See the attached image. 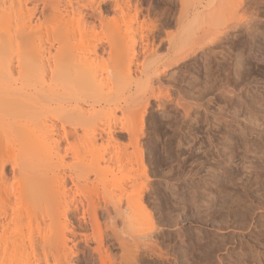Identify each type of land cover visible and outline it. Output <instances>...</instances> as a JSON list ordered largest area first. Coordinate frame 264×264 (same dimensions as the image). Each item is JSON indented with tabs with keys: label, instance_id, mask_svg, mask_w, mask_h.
Returning a JSON list of instances; mask_svg holds the SVG:
<instances>
[{
	"label": "rangeland",
	"instance_id": "rangeland-1",
	"mask_svg": "<svg viewBox=\"0 0 264 264\" xmlns=\"http://www.w3.org/2000/svg\"><path fill=\"white\" fill-rule=\"evenodd\" d=\"M134 1L139 2V5L143 9L140 18L143 23L141 26L135 24L132 27V32L127 33L126 26L121 21L119 34L125 38L124 42L120 40L122 47L127 46L126 41L128 43L131 42L129 36H134L136 41L135 47L139 51H137L136 58L132 59L129 57L115 65L116 67L113 70L114 75L129 70L133 77L131 76L132 81L128 79V84H125V87L121 85L117 91H114L115 88L112 90V95L116 93L115 96L113 95V102L124 103V100L128 99L129 103H136L137 108H142V105H140L142 103L141 101L145 102L150 98V104L146 107L142 118L141 115L144 108L139 109L138 112H134L133 110V112L128 110L127 112L124 111L125 109L117 108L115 115L113 112L111 113V115L113 114L112 117L110 115L108 116L111 119L96 115L98 119L102 118V120L101 123L99 120V123L95 125L97 128L98 126L102 128V123H106L109 119V122L117 125V127L123 124H130L135 128L140 127L141 129L139 135L141 136L140 140L142 142L139 141V144L134 146L137 149L143 147L146 173L145 175L135 174L137 177L134 175L132 177L133 181L131 179L127 181L129 183L125 182L129 184V187L125 184L128 189L125 188L124 192H126H123L125 194L123 199H126V196L130 195L131 189L132 193L134 192L135 194L139 191L136 195L140 192L146 195L143 198V204L146 207L142 204L146 209L140 211L139 208H141V205L138 210H135V208L134 211L137 213L140 212V216L145 217V219H141L143 222L149 221L147 220L149 218L153 222V226L155 225V228L157 227V231L155 232L160 236L156 239L157 241L159 240L157 242L159 244L158 249L161 250L160 252H166L164 255L170 257L169 259L173 261L169 260L171 264H174L175 255L179 257L184 256L180 258L182 264H264V0H225L226 3H223L222 0H213V2L215 1L214 6L212 4L209 5L210 0H186L188 3H191L189 21L193 20V16L197 12L200 13L199 10L201 12L214 11L212 9L214 7H220L221 5H218L222 2L221 7H225V12L223 11V14L219 10L222 13H218L220 15L223 14V16L221 15L223 18L220 21L217 20L213 28L216 29L215 25L218 23V29L216 30L220 31L221 29L229 33L223 32L224 36L221 34L224 37V39H221L223 42L220 40L221 43L220 41L216 42L219 45H212V48H216L217 51L215 55H212L209 53V50H212V48L209 49L211 45L205 39V29L208 28V26L205 27V21L203 20L204 22H202L205 16H200L201 13H197V16L199 15L201 19L200 21L197 19L199 22L194 20L196 22L194 23L195 26L193 24V26L191 25L193 29L188 37H192L189 39L191 44H188L191 49L187 46L188 41H185L184 44L186 43V48L190 49L191 53L194 49L197 50L196 48L199 46H204V49L198 48L199 51L194 53V50L193 55L190 53L188 57L181 61L178 60V63H175L167 71L166 75L160 77V82L154 78L155 80L153 79L151 83L153 85L145 83V78L153 72L151 71L152 68L143 76L139 75V69L142 68L141 61L143 62L149 56L146 53V49H143L145 47L141 46V39L144 37V42H146V37L150 36L151 42L153 39L152 36L156 33L155 37L157 36V38L154 37V40L151 42L152 44H150L151 46L155 44L153 47H157H155L156 53L153 52L155 53L153 54L151 50L153 55L148 53L150 54L148 59L152 58V56V59L156 60L173 58L174 49L173 46L171 47L170 42L166 41L169 39L167 34L171 32L174 34L181 33L180 30L183 29V22L179 14H182L185 4H182L181 0ZM182 2L185 1L183 0ZM206 4L209 6L206 7ZM18 7V0H0V9L11 8L13 11L11 14L12 19L15 22L20 19V14L16 11ZM181 9L182 11H180ZM219 14L217 15L220 16ZM54 16L55 12L52 8L45 10V17L42 19V23L44 24L43 32L53 23H60L58 18ZM111 16L112 12H109L106 17L110 18ZM199 16L198 18H200ZM75 24L76 19L71 22L72 26ZM112 28L110 25L103 28L98 21L93 28L92 25H89L88 29H92L93 32L87 46L98 42L104 34L110 33ZM188 28L190 27L188 26ZM151 30H154V32L152 31L153 34L150 32ZM186 30L188 29L185 28ZM42 34L43 37L40 38V36L39 38L43 39L42 41H45V43L43 44L40 41L42 42L40 46L47 48L50 46L46 41L47 35L46 33ZM185 34L183 33V35ZM38 35L35 37L37 38ZM121 36L119 39H121ZM37 40L33 42H38ZM123 43L125 44L123 45ZM151 46L148 47L151 48ZM141 49H143L142 52L146 57L144 55L142 57L143 53L140 51ZM40 60L42 59L39 58V64L40 62H44V60ZM109 61L110 59L107 56L92 62L73 60L68 62V65L66 64L64 67L65 69L67 68V74L69 72V75L78 77V75H83L91 66H94L98 69L99 74L97 73V77L93 79V82L106 83L110 77L109 72L105 71L107 66H110ZM138 64L141 66H138ZM137 67L139 68L137 69ZM108 83L107 85L109 87L110 84ZM105 87L106 89L108 88L106 85ZM142 92L145 93L142 94ZM130 94L133 95L131 96ZM155 96H160L165 103L163 102L164 104L159 105ZM179 98H182L184 105L191 110L188 117L185 116L183 106L178 105ZM94 100L89 104H82L86 112L80 115L77 114L75 115L76 117H71L66 123V129L76 127L77 134H66L64 130L59 131L62 138L61 153L62 155H66L64 158L66 168L63 170L67 174H75L74 176H76L78 174L92 172L91 170L93 168L96 169L98 167L96 166L98 160L102 164L101 166H104V164L107 165L105 161L109 158L110 149L107 151L109 152L108 154L104 151L103 155V150H101L103 147L100 149V140L97 143L92 140L95 130H92V133L87 128H91L96 123L95 120L97 118H95L96 116L93 115L94 112L91 110V104L97 101L96 99ZM89 111H91L93 116H91L92 118L90 117L92 122L87 117L90 114ZM84 117H87L89 120L87 123L85 121L87 120L86 118L83 120V122L85 121V125L81 121ZM91 123L92 126H90ZM116 136L121 142L128 140L125 133H117ZM92 145H96L99 148L96 150V146L93 147ZM128 146L129 148L127 147L128 149L126 148V150L129 153L126 156L121 153L124 156V161L119 160L124 164L125 162L133 160L135 162L133 165L136 166L137 161L135 160L137 159L138 150H134L133 144ZM99 155L105 156V163H103L102 159H99ZM117 156L116 158L114 157L113 163H118L119 160L115 161V159L121 156ZM121 161H119V164L122 163ZM107 162L109 164V161ZM113 163L110 162L112 168L118 165L117 163L112 165ZM10 168L9 166V170ZM91 174L89 176L92 177L93 174ZM68 180L66 185L72 193L74 192L77 199L79 197L80 199H84L85 196L82 197L80 195L85 190L89 192L93 189L94 191L91 190L89 193L91 196L88 193L86 194V192L85 195L86 197H92L93 195L92 198H96L94 199L95 201L98 199L96 202L101 201L99 202V206L101 207L104 201L102 198L107 196L102 197V195H106V192L104 191L105 189H102L104 186L102 187L100 182H98L99 185L97 186V183L92 181V178L90 181L85 179L84 181L83 179L73 181L70 178ZM114 182L116 183V181ZM74 183H76V186ZM110 184L112 185V183ZM111 185L108 184L114 190L121 187L118 183L117 185L119 187L117 188V185H115L116 189ZM89 186L92 188L89 189ZM121 190L123 191L120 188L119 191ZM80 192L81 194H79ZM117 196L119 197L120 195ZM125 199L123 203H126ZM84 202L87 203V198L84 199ZM99 206L97 205L99 211L96 210V218L93 216L90 217L91 215L89 214L92 213L88 214L85 208H83L84 212L88 215L83 213V211L81 212V206L79 208L80 212L77 211V214L74 212V214L69 216L68 221H66L68 223H64V225L62 223L63 226L68 224L66 225L68 226L66 233L69 238L71 237L68 244L69 247L71 246L70 248L73 250V254L77 252L76 255L74 254L72 256L74 264H101L99 263L100 260H98V253L96 250L94 252L100 238L103 241V249L108 254H111V262L113 264L118 262V258L121 255L120 252H122L118 245L119 242L116 240L118 237L115 238V235H111L114 234L112 233L113 230L111 232L109 229L111 228L109 227V223L113 229L111 219L100 210L102 208ZM97 216H99V225L97 224ZM90 218L95 219V226L92 224L93 222H90ZM114 218L112 223L115 220ZM118 219L116 218V221ZM106 220H109V223ZM174 222L175 224L172 225ZM133 223L135 224L136 221ZM133 223L131 222L130 224L129 222V226L125 227L128 228ZM147 223L145 225L148 226L149 223ZM121 224L122 221L118 220L117 226L119 227L117 228H120L118 230L123 235L124 229L129 230L122 227L123 225ZM143 225L142 227H145ZM178 228H181V230L177 231ZM99 230H101L100 233ZM95 233L98 237L96 241L94 239L95 237H93ZM85 236L89 238V241H84ZM20 241L22 239L18 242ZM27 241L25 240L23 245L21 244V246L19 245L20 247L18 246L19 248L17 247L19 250L16 248L17 252L26 254L30 251V259L31 261H35L37 256L34 257L32 247L29 241ZM9 247L14 252L15 248L11 245ZM10 248L6 250L8 254L5 251L2 252L0 264H7L9 263L7 261L10 257L11 259L13 258V255H9L11 253L14 254L12 251L10 252ZM172 254L173 256H171ZM185 254L189 255L187 259ZM4 257L8 258V260H5ZM188 258L190 261H188ZM145 260L148 261L144 257L143 261ZM107 263L110 262L107 261ZM147 263L151 264V262ZM143 264L146 263L143 262ZM152 264H155V262H152Z\"/></svg>",
	"mask_w": 264,
	"mask_h": 264
},
{
	"label": "bare ground",
	"instance_id": "bare-ground-1",
	"mask_svg": "<svg viewBox=\"0 0 264 264\" xmlns=\"http://www.w3.org/2000/svg\"><path fill=\"white\" fill-rule=\"evenodd\" d=\"M182 1L183 0H181V3L185 5H182L184 9L181 7L183 9V12L182 14L180 13L181 15L179 14V16L182 18L183 29L180 30L181 33L179 34H174L172 32L171 34L169 32L170 34H167L169 39L167 37L168 40H166L167 42H170L171 47L173 46V58L168 60H156L152 59V56V58H150L151 60L148 59L150 57V54L148 53H151V50L152 53L156 51V46L153 47L155 44L153 43V46L150 45L152 44L151 42L152 40H154L156 33L153 36L151 35L153 37L151 42L150 36L146 37V42H144V37H142L141 39V46L145 47L142 48L144 50L146 49V53L149 56H147L148 58L144 59L143 62L141 61L142 66L139 65L140 63L138 64V66L142 67L141 69H139V75L143 76L151 68L153 69H151V71H153L151 72L152 74L149 72L150 75L148 74L149 76L145 78V83L148 85H153L151 83L154 78H156V80L160 82V77L166 75L167 71L175 63H178V60L181 61L182 59L189 56V54L191 53V48L188 44L191 42L189 39L192 37H188L193 29L192 26L194 25V23H196L195 21H200V16H205V19H202V22L205 21V27L208 26V28L205 29V39L208 40L207 43L211 45L209 49L212 48V45L214 46L215 44H217L216 42L224 39L223 32H228L222 31L221 29V32L219 30H216L218 29V23L215 25L216 29L213 28L217 20L220 21L223 18L222 16L225 12V7L223 6L224 8H222L221 6L222 2L226 3L225 0H222L219 5L216 4L218 6L221 5L218 8H213L215 1H208L210 3L209 5H213L212 10L214 11L201 12V10H199L201 15L198 16L200 18H198L197 13L199 12H197L196 15L193 16V20L191 21H189L191 3L187 2L190 0H184L185 2ZM18 5L19 7L16 9V11L20 14V19L16 22L12 19L11 14L13 13V11L11 8L0 9V16H2L0 18V257L3 251L6 252V250H9V245H11L15 248V250L13 252L10 248V252L12 251L14 253L9 254L13 255L12 259L10 257V261L8 260V258L4 257L5 260H8L7 262H9L7 264H74L72 256L74 254L76 255L77 252H74L73 254V250L70 248L71 246L69 247L68 244V241L71 238H69L68 234L66 233V230L68 229V226L66 225L68 224H65V226L63 225L64 223H68L66 221H68L69 216L71 214H74V212L76 213L77 211H79V208L81 206V212L83 211V213H85L86 215L92 213L93 215L89 214L91 215L90 217L93 216L94 218H96V210H98L97 205L99 206V202L101 201L96 202L98 199L95 201L94 199L96 198L93 199V195L92 197H90V191H94L93 189H91L92 187L90 188V186L88 187L89 189H91L90 191L88 190L89 192L85 190L82 195H80L82 197H86L85 192L86 194L88 193V195H90L86 197V203L84 202V199H86L85 197L84 199H80V197L79 199H77L74 195V192L72 193V191L68 189V186L66 184L67 181H69V178L73 181H75L76 179H78L79 181L82 179L83 181L84 179L90 181L92 178V181L96 182L97 186L99 185L98 182H100V185L102 184V187L104 186L102 189H105L104 191L106 192V195L104 194L102 195V197H107H104L105 199L102 198V200L106 201H103L104 205L101 203L103 206L101 205V207H99L102 208L100 210L104 214L108 215V217L111 219L113 229L109 223L110 219L106 221L109 223V227H111L109 228L110 231L113 230V232H111L114 234L111 235H115V238L118 237L116 240L119 242L118 245L120 247V250H122V252H120L121 255L119 254L120 257L118 258V262L114 264H143V262L146 264H148L147 262H151V264L152 262H155V264H171L169 263V260H171L169 259L170 257L164 255L166 254V252H160L161 250L158 249L159 244L157 242L159 240L157 241L156 239L159 235L157 234V232H155L157 231V227L155 228V225L153 226V222L149 218L147 219V216L146 219L149 221L144 220L145 222H143V220L141 219H145V217L140 216L141 214H139V211V213L134 211L135 208V210H138V208L143 204V198L146 195L143 192H140L138 195H136L139 191L135 194L134 192L132 193L131 189L130 191L132 194L128 192L130 193V195H127L126 199H129H127V201L124 198L126 203H123V197H125L124 193L126 192H124V190L127 185L129 187V184H127L129 182L127 181L131 180L135 174L145 175L146 173V166L144 164V155L142 149L143 147H139L137 149L135 148L136 146H134L138 145L139 141H141V136L139 135V132L141 130L140 127L135 128L130 124H123L122 126L117 127V125L109 122V119L107 120V122V118L105 119L106 123H102V128H99V126L97 128L95 126L97 123H99V120L101 123L103 116L108 117L110 115V117H112L113 114L111 115V113L113 112L115 115V113L117 112H115V110L117 108H122L125 109L124 111L128 110L131 112H138L139 109L144 108L141 115L142 118L143 114L146 111V107H148L150 104V98H148L145 102L141 101L142 103H140L139 101L140 105H142V108H137V104L129 103L128 99H126L127 101L124 100V103L113 102V98L116 93L113 94L114 96L112 95V90L114 88V91H117L119 86L123 85V87H125V84H128V79L131 80V78L133 77L131 75L132 73L130 74L129 70L123 73H117L115 75L113 70L114 67H116L115 65L121 62L123 59L129 57H131L132 59L136 58L137 51H139L135 47L136 41L134 39V36H129V40L131 42L133 41L132 43L130 42L131 44L126 41L127 46L122 47L120 40H123L124 42L125 38L124 36H121L119 34L121 21L124 22L127 33L132 32V27L135 24H139L141 26V24L143 23V21H141L140 19L143 9L139 5V2L134 0H18ZM209 5L206 4V7ZM48 8L53 9V11L55 12L54 17L58 18L60 23H53L46 28V31L43 32L42 29L44 27V24L42 23V19L45 17V10ZM182 9L180 11H182ZM219 10L222 12L224 11L223 14H221L222 16L219 14L222 13ZM109 12H112V16L110 18L106 17L107 13ZM217 14H219L220 16H218ZM180 17L179 19H181ZM75 19L76 24L72 26L71 22ZM97 21L101 23L103 28L107 27L108 25L112 26L113 28L111 29L110 33L104 34L98 42H91L92 44L87 46L93 32L92 29H88V26L92 25L93 28L94 25L97 24ZM176 24L178 25V23ZM188 26L190 28H188ZM185 28H187L189 31H185ZM152 31L154 32V30H151L150 32L152 33ZM40 33H46V41L48 42V44H50L49 47L42 48V46H40L42 42L43 44L45 43V41H42L43 39H40L43 37V34L41 35ZM183 33H186L187 35H183ZM221 34L223 36H221ZM36 35H38L37 38L35 37ZM119 35L121 36V39H119ZM155 38H157V36ZM36 40L38 41L35 42L37 44L33 42ZM91 40L93 39L91 38ZM185 41H188L187 46L190 49L186 48V43L184 44ZM221 41L223 42V40ZM207 43H205V45H207ZM124 44L125 43H123V45ZM148 46H151V48ZM203 47H197V50L194 49L195 52L193 50L191 55L196 53V51H199L198 48L200 49ZM143 49H141L140 51L142 52ZM215 52L217 51L214 47L212 48V50H209V53H211L212 55H215ZM152 53L151 55L155 54L156 52L153 54ZM143 55L144 53L142 54V57ZM104 56H107L110 59V66H107L105 70L109 72L110 76L108 78L109 80L106 83L93 82V79L97 77V73L99 74L98 69L94 66L92 67L90 65L91 68L89 67L90 69L86 70L83 75H78V77H73L71 76V74L69 75V72L67 74V68L65 69L64 67L68 62L73 60L92 62L96 59L104 58ZM144 56L146 57V55ZM154 56L156 57V55ZM39 58L44 60V62H40L39 64ZM138 68L139 67H137V69ZM38 71L40 72V74ZM65 71L66 73H64ZM107 83L110 84V88L108 87ZM105 85L108 87L107 89ZM70 92L72 93L71 96ZM143 93L145 92H142V94ZM73 94L76 95L73 96ZM130 95L132 96L133 94ZM94 99H96L97 101L96 103L93 102L91 104V110L94 112L93 115H97L98 117L102 118L98 119L96 116L95 118H97V121L95 120L96 123L93 122L95 123L94 126H92V123L90 124V126H92L93 128H87L90 132H92V130H95L94 133L92 132V140L95 143L100 140V149L103 147V149H101L103 150L102 154L104 153V151L107 152L108 149H110V154L108 156L110 159H107V161H109V164L107 161H105V156H100L102 155L100 154L99 159H102L103 163L106 162L107 165L104 164V166H101L102 164H100L98 160L96 165L98 167H96V169L93 168L91 170L92 172H87L80 175L78 174L76 175V178V176H74L75 174H67L65 170H63L66 168L64 163V158L66 155H62L61 153L62 138L59 131L64 130L66 134H77V128L74 127L66 129V123L71 117L77 114L80 115L81 113H85L86 110L84 109L82 104H89ZM155 99L159 102V105L164 102V100H162L160 96H155ZM178 105L183 106L185 116L188 117L191 110L189 107L184 105V103L182 102V98H179ZM130 108L131 110H129ZM89 113L90 114H88L87 116L88 119L92 116L91 111H89ZM87 117H84V119H81V121L83 122V120H85V118L87 119ZM88 119L85 120L86 123L87 121H89ZM90 121L92 122V119ZM84 122L83 125H85ZM117 133H125L128 138V140L126 139L128 143L127 141H124L125 143L123 141L121 142L116 136ZM132 144L134 150H138L137 159L135 160L137 161L136 166L133 165L135 163L133 160L125 162V164L121 161H124L123 157L126 156L127 153H129L127 152L126 148H129L128 145ZM96 145L92 146L95 147ZM97 148L99 147L96 146V150ZM122 151L126 153H123ZM109 152H107V154ZM121 153L122 155H125L122 156ZM117 155L119 157L121 156L120 158L115 159V161L121 159L119 160L122 162L121 164H119V161L118 163L115 162L119 166L115 165V163L112 162L114 161V157L116 158ZM110 162L113 163L112 165H115L116 167L112 168L110 166ZM127 163L129 166L127 165ZM9 166L11 167L10 170ZM133 166H135V168H133ZM90 173L93 174H91L92 177L89 176ZM135 176L137 177V175ZM113 180L116 181V183ZM131 181H133V179ZM109 182L112 183L115 189V185H117L118 183V185L121 187L117 185V188L119 187L118 189L120 190L121 188L123 189V191H119L118 189H111L113 187L110 188V186H108V184L111 185ZM74 184L76 186V183ZM65 186L67 189L65 188ZM117 192H120V194H118ZM79 194H81V192ZM117 195L122 196L118 197ZM88 197H90V199H88ZM143 205L145 206V204ZM143 205L141 206V208H139L140 211L142 209L143 211L144 209H146ZM83 208H85V211L88 214L84 212ZM134 214L136 217H133ZM106 215L105 217H107ZM98 217L99 216H97V224ZM113 218L115 220L112 223ZM116 218L119 221H122V227L129 226V222L131 224V222L133 223L136 221V223H133L132 226L128 228L125 227L129 231L125 229L123 231V229L121 228V230L123 231V235H121V231L118 230L120 228H117L119 226H117L118 220L116 221ZM90 219V222H93L92 224L95 226V219ZM150 221L151 223H149ZM141 223H143L144 225H142L146 228L142 227ZM146 223L148 224V226L145 225ZM174 224L175 222L172 225ZM180 230L181 228H178L177 231ZM100 231L101 230H99V233ZM93 237H95V241L98 238L96 233ZM21 239L22 241L18 242ZM88 239V237H84V241H89ZM101 239L102 238L98 240V246L95 249L93 248L94 252L96 250L99 255V263L113 264L110 259L111 254H108L107 251L103 249L104 245ZM25 240L29 241L34 253V257L37 256L36 260L34 259L35 261H31L30 251L26 254L17 252V249L21 246V244L23 245ZM86 245H88V243H86ZM173 254L171 256H173ZM188 256L189 255L185 254L186 259ZM144 257L145 259H148V261H143ZM181 257L183 258L184 256ZM181 257L175 255L174 264L175 262L176 264H182V260L180 259ZM107 261L110 263H107ZM188 261H190V259Z\"/></svg>",
	"mask_w": 264,
	"mask_h": 264
}]
</instances>
